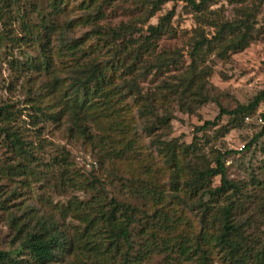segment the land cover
<instances>
[{
  "label": "rangeland",
  "instance_id": "rangeland-1",
  "mask_svg": "<svg viewBox=\"0 0 264 264\" xmlns=\"http://www.w3.org/2000/svg\"><path fill=\"white\" fill-rule=\"evenodd\" d=\"M150 1L153 0H1L0 108L7 107L15 115L9 123H0V251L16 255L23 245L22 234L16 236L15 228L10 226L11 219L24 227L37 216L51 217L58 230L72 237L83 225L75 212L62 217L57 210L100 198L126 203L139 211L135 224L129 228L130 259H136L132 264H200L191 249L183 257L176 245L190 247L189 242L199 232L206 238L218 234L217 211L232 202L233 221L242 224L243 249L247 246L251 250L247 263L264 264V259L258 262L255 258L262 249L264 255V132L259 135L264 101L249 118L221 115L215 124L201 128L203 123L212 122L220 110L230 112L238 105H246L264 89V0H210L199 20L187 0L167 1L149 17ZM170 11L167 31L154 41L153 48L154 55L171 58L175 64L144 75L142 67L152 57L143 56L131 71L123 72L129 60L124 58L125 53L120 55L124 63L116 59L119 42L111 43L108 31L130 25L141 31L135 37L145 36L146 26L155 25ZM244 18L248 19L252 39L243 51L223 60L215 52L196 59L198 69L207 67L210 76L204 80L208 101L192 106V112L185 113L176 98L168 96L162 103L151 102L148 116L140 118L133 96H125L126 90H122V102L116 106L122 107L116 122L122 121L125 129L118 127L115 134L130 130L127 138L133 140L122 160L111 157L108 140L98 142L99 129H104L108 121L84 118L85 138L71 132L72 119L61 112L59 102L68 90L70 68L92 63L106 65L105 76L111 86L121 87L124 81L137 77L139 94L159 99L166 93L162 84L173 85L187 72L190 47L196 36H213L214 29L208 28L206 22L235 23ZM44 59L51 62L47 73L37 70ZM55 80L61 88L53 90ZM150 113L158 117L171 115L172 119L158 125ZM1 129L17 132L27 143L30 155L25 174H6V168L17 164L18 158ZM157 140L178 147L190 145L183 157L185 173L193 167H213V158L222 155L226 178L237 184L238 194L227 199V193L226 197L209 201L208 197H201L203 189L193 195L181 189L180 201L173 205L176 202L170 198L169 171L157 151ZM133 178L153 183L165 202L153 203L155 199L148 188L129 184ZM185 180H190L189 172ZM218 186L217 177L210 180V188ZM200 199L211 207L204 231L200 229ZM153 211H157L155 217ZM94 235L97 241L99 237ZM120 245L123 254L127 246ZM75 250L62 264L80 260L79 244ZM207 250V264H228L213 243ZM120 260L116 258L114 264ZM82 262L86 263L84 259Z\"/></svg>",
  "mask_w": 264,
  "mask_h": 264
},
{
  "label": "trees",
  "instance_id": "trees-1",
  "mask_svg": "<svg viewBox=\"0 0 264 264\" xmlns=\"http://www.w3.org/2000/svg\"><path fill=\"white\" fill-rule=\"evenodd\" d=\"M167 1L170 0L150 1L149 17L158 12L161 5ZM209 1L187 0V4L194 14H198L199 20L201 11ZM171 16L172 12L170 11L157 19L155 25L148 24L146 26L147 35L145 36L140 35L135 37L141 31L130 25H121L116 29L108 31L111 43L119 42L116 50V59L120 60V55L125 53L124 58H128L129 60L128 65L123 67V72L131 71L134 64L143 56L152 57L150 62L147 61L146 63L144 61L146 63V66L142 67L144 75L150 74L152 71H162L168 66L175 64V61L171 58L154 55L153 48L154 41L167 31ZM251 16L253 15L247 17L252 18ZM247 20V18H244L235 23L206 22L208 28L214 29L213 36L210 39H207L202 33L196 36L190 47V63L187 67V72L182 73L176 78V83L173 85L162 84L166 93L160 96L159 99L148 98L151 97L150 95L142 97L137 89V77L124 81L121 87L117 85L111 86L110 79H106L105 76L106 71H108V66L106 65L92 63L86 66L80 65L70 68L71 79L68 90L62 93L59 97V102L61 104V112L67 113L72 119L73 127L71 128V132L85 138L82 126L84 118H88L93 122L108 121L104 129H99L101 133H99L98 142L105 143L108 140L107 144H110L108 152H110L111 157L115 160H122L126 153L131 150L133 144L132 138H127L130 130L127 133L119 131L118 135L115 134V130H122L123 128L121 127L125 129L122 121L120 123L116 122L118 113L122 107H116L122 102V90H126L125 96L126 94L133 96V103L138 108L140 118L148 116L147 112L149 113L153 107L152 105L150 106L151 102L158 101V103H162L166 101L168 96L176 98L179 108L184 109L185 113L192 112V106L208 101L207 91L204 89L206 81L204 80L210 76V70L207 67L198 69L196 59H202V56L204 57L207 53L215 52V56L223 60L229 54L232 55L243 51L252 39L251 28ZM66 48L69 50L68 47ZM127 49H129L128 52H126ZM121 62L124 63V60L121 59ZM50 68L51 62L48 59L40 61L37 65V70L44 73H47ZM185 74L188 75L185 76ZM51 88L53 90L59 89L61 85L55 80ZM92 98H96L97 101L92 102ZM148 99L150 100L148 101ZM145 101L148 103H144ZM263 101L264 89L257 92L246 105H238L230 112L220 110L212 122L203 123L201 128L215 124L221 115L231 116L233 119L237 116H241V119L249 118ZM14 115L15 113L8 111L7 107L0 108V123H9ZM150 115L154 119V123L158 125L168 124L172 119L171 115L162 117H158L153 113H150ZM259 116L260 121L263 122L262 130L259 133L261 135L264 132V112ZM1 131L10 144V150L18 158L17 164L9 165L6 168V174H10L11 172L12 174H25V170H28L27 157L30 155L26 148L27 143L20 139L17 132H9L7 129H1ZM156 148L169 171V185L172 194L170 198L173 201H180L178 194L181 189L189 191L192 195L203 189L200 195L201 197H208L209 201L226 197L227 193L230 194L227 199L231 195L238 194L239 188L237 184L226 178L222 155L217 154L213 158V167L206 165L199 169L194 167L189 168L190 180L186 181L188 172H184L183 157L188 153L190 145L178 147L176 144L164 143L157 140ZM28 172L31 174L30 171ZM216 177L219 179V186L210 188V180ZM181 183L183 184L182 187L180 186ZM129 184L148 188V193L150 192L155 199L153 203L165 202L162 192L150 181L142 182L138 178H133L129 181ZM92 200L86 203H76L75 205H70L68 208L64 207L57 210L58 215L62 217L68 214L69 211L75 212L78 222L83 225L78 235H71L72 237L58 230L51 217L37 216L33 220V223L29 222V226L27 224L24 227L16 225L15 219H11L10 226L15 228L16 236L22 234L23 245L17 254L15 253L16 255L0 251V264H62L67 256L76 251L77 244H79V257L81 258L79 261L76 259L72 264H114L116 258L121 259L118 264H132L136 259H130L131 249H129L128 236L129 228L136 222L135 218L137 213H139L138 209L112 199L108 202L100 198ZM177 202L173 203V205H176ZM207 204L201 200L202 215L200 223H202V226L200 229L203 231L206 230L205 226H207L205 225V217L208 216L211 208ZM232 208L233 204L229 202L217 211L220 215L218 234L210 235L206 238V235L199 232L195 235L193 242H189L190 247L186 248L182 244L176 245L179 255L186 257L187 252L191 249L192 254L198 255L200 264H207V257L209 255L207 249L209 244L213 243L218 252L224 254L223 260L228 264H248L247 256L250 255L249 252L251 250L247 246L243 249L245 242L241 235L242 224L238 225L233 221ZM156 215L157 211H153L152 216L155 217ZM162 220L165 221V218L163 217ZM164 228H167V225ZM94 233L99 237L97 241L93 239ZM121 243L127 246L123 254L120 247ZM255 258L258 262H262L264 259L263 249L256 253ZM83 259L86 263L82 262Z\"/></svg>",
  "mask_w": 264,
  "mask_h": 264
},
{
  "label": "built area",
  "instance_id": "built-area-1",
  "mask_svg": "<svg viewBox=\"0 0 264 264\" xmlns=\"http://www.w3.org/2000/svg\"><path fill=\"white\" fill-rule=\"evenodd\" d=\"M259 122H261V121L259 120Z\"/></svg>",
  "mask_w": 264,
  "mask_h": 264
}]
</instances>
